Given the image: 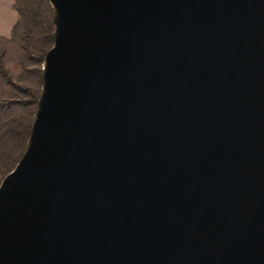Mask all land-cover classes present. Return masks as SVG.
Instances as JSON below:
<instances>
[{
    "label": "water",
    "instance_id": "95a60500",
    "mask_svg": "<svg viewBox=\"0 0 264 264\" xmlns=\"http://www.w3.org/2000/svg\"><path fill=\"white\" fill-rule=\"evenodd\" d=\"M49 1L0 264H264V0Z\"/></svg>",
    "mask_w": 264,
    "mask_h": 264
},
{
    "label": "trees",
    "instance_id": "16d2710c",
    "mask_svg": "<svg viewBox=\"0 0 264 264\" xmlns=\"http://www.w3.org/2000/svg\"><path fill=\"white\" fill-rule=\"evenodd\" d=\"M17 23L0 36V175L23 157L42 95L43 67L54 46V11L49 0H14Z\"/></svg>",
    "mask_w": 264,
    "mask_h": 264
},
{
    "label": "crops",
    "instance_id": "0c3cea01",
    "mask_svg": "<svg viewBox=\"0 0 264 264\" xmlns=\"http://www.w3.org/2000/svg\"><path fill=\"white\" fill-rule=\"evenodd\" d=\"M14 0H0V36L9 38L18 17L14 9Z\"/></svg>",
    "mask_w": 264,
    "mask_h": 264
},
{
    "label": "rangeland",
    "instance_id": "374dc122",
    "mask_svg": "<svg viewBox=\"0 0 264 264\" xmlns=\"http://www.w3.org/2000/svg\"><path fill=\"white\" fill-rule=\"evenodd\" d=\"M3 181V179H2V176L0 175V182H2Z\"/></svg>",
    "mask_w": 264,
    "mask_h": 264
},
{
    "label": "built area",
    "instance_id": "2783aa9c",
    "mask_svg": "<svg viewBox=\"0 0 264 264\" xmlns=\"http://www.w3.org/2000/svg\"><path fill=\"white\" fill-rule=\"evenodd\" d=\"M0 185H1V182H0Z\"/></svg>",
    "mask_w": 264,
    "mask_h": 264
}]
</instances>
